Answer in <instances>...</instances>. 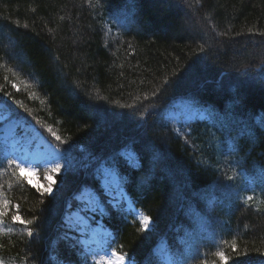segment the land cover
<instances>
[{
  "label": "trees",
  "instance_id": "1",
  "mask_svg": "<svg viewBox=\"0 0 264 264\" xmlns=\"http://www.w3.org/2000/svg\"><path fill=\"white\" fill-rule=\"evenodd\" d=\"M184 100L206 117L166 119ZM0 104L63 164L45 192L0 147V264H95L65 226L85 188L135 264H264V0H0Z\"/></svg>",
  "mask_w": 264,
  "mask_h": 264
},
{
  "label": "rangeland",
  "instance_id": "2",
  "mask_svg": "<svg viewBox=\"0 0 264 264\" xmlns=\"http://www.w3.org/2000/svg\"><path fill=\"white\" fill-rule=\"evenodd\" d=\"M205 117L204 112L187 100L172 105L165 112L166 119L181 127ZM7 119L8 113L0 105V147L4 155L15 161L20 174L30 185L45 192H53L55 177L63 170L61 153L38 131ZM100 183L109 204L117 208L124 207V210L132 208L128 204V199L120 187L118 175L114 170L104 168ZM100 201V197L95 192L88 188L83 189L77 196L78 206L65 218L66 228L78 235L81 245L93 263L135 264L134 260L128 256L109 251L107 249L109 231L91 223L94 216L102 212ZM134 213L141 225L150 230L149 218L141 213ZM156 254L165 264H171L163 244L157 246Z\"/></svg>",
  "mask_w": 264,
  "mask_h": 264
},
{
  "label": "bare ground",
  "instance_id": "3",
  "mask_svg": "<svg viewBox=\"0 0 264 264\" xmlns=\"http://www.w3.org/2000/svg\"><path fill=\"white\" fill-rule=\"evenodd\" d=\"M230 164V163H229ZM251 203V202H250Z\"/></svg>",
  "mask_w": 264,
  "mask_h": 264
}]
</instances>
